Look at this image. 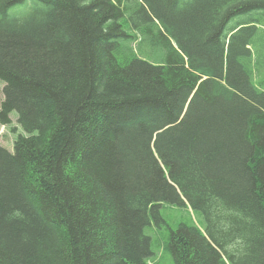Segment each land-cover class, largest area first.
I'll return each mask as SVG.
<instances>
[{"label":"trees","instance_id":"1","mask_svg":"<svg viewBox=\"0 0 264 264\" xmlns=\"http://www.w3.org/2000/svg\"><path fill=\"white\" fill-rule=\"evenodd\" d=\"M0 80V264H264V0H0Z\"/></svg>","mask_w":264,"mask_h":264},{"label":"rangeland","instance_id":"2","mask_svg":"<svg viewBox=\"0 0 264 264\" xmlns=\"http://www.w3.org/2000/svg\"><path fill=\"white\" fill-rule=\"evenodd\" d=\"M237 20H231L227 28L232 27ZM3 87L4 83L0 80V102L3 100ZM10 118V125L0 126V146L9 152H13V144L16 138L18 136H26V133L18 124L17 112H12ZM160 214L165 224L158 228L151 220V225L146 228V235L151 239V250L153 252V255L148 260L152 264H174L171 254L164 250L168 230L175 229L180 223L190 224L195 221V218L199 219V216L197 212H193L188 207L171 204H164L160 209Z\"/></svg>","mask_w":264,"mask_h":264}]
</instances>
